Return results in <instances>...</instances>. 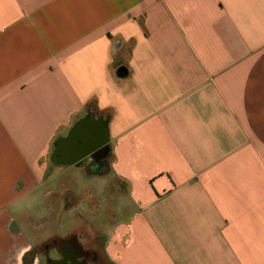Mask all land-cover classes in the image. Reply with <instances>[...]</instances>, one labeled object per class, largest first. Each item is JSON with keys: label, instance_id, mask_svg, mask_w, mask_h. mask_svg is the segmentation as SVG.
Instances as JSON below:
<instances>
[{"label": "crops", "instance_id": "obj_1", "mask_svg": "<svg viewBox=\"0 0 264 264\" xmlns=\"http://www.w3.org/2000/svg\"><path fill=\"white\" fill-rule=\"evenodd\" d=\"M86 118L119 186L94 264H264V0H0V264L36 202L100 211L96 158L56 154Z\"/></svg>", "mask_w": 264, "mask_h": 264}, {"label": "rangeland", "instance_id": "obj_2", "mask_svg": "<svg viewBox=\"0 0 264 264\" xmlns=\"http://www.w3.org/2000/svg\"><path fill=\"white\" fill-rule=\"evenodd\" d=\"M85 166L88 168V174H92L95 170L98 172L101 171L100 173H104L108 168V161L105 160V158L103 159V161L99 162L92 160ZM103 175L104 174H101V176ZM101 176L98 175V177H93V180L95 181L94 186L96 187V190H94L93 192L96 195L98 201L102 203L101 207L99 208L100 211L96 212V214L89 215L88 213H85V211L90 208V205H88L87 201H84L80 203L83 213L81 212V214L77 217H74L73 214H68L66 216L63 215L61 218H58L57 211L59 209L57 207V204L59 203L60 206L63 198H65L66 204H68V193H63L62 195H55L53 197L54 201H52L51 203V206H54L53 208H50L42 201L36 202L32 210L28 212L30 216H34L35 218V221H33L32 223L31 221H28L24 215L17 218L16 222L20 225L19 227L22 228L23 232H26V235L33 236L32 242L34 248L32 249V251H37V254L33 258L31 257V255L26 257L24 264H45L41 246L50 238H66L68 236L75 235L76 237H78L79 243L84 248H89L91 245L90 243H92V246L93 243L95 244L94 239H90L89 237V234H91L92 236L94 235V228L98 233L106 232L110 224L111 216L109 213H104V210L106 209L108 204L114 206L119 205L116 201V199L118 198L117 194H114L116 193L115 191L119 190V186L118 184H116V182L113 183L112 181H110V177L108 181V178ZM105 182H107V184L103 185V183ZM100 185H102V189L106 188V193H99V189L101 188L99 187ZM87 189H78V192L81 193V198H84L83 196L86 195V192H84V190ZM110 190L111 194L109 195ZM78 229H80L81 231ZM82 235L85 236L82 238L80 237ZM99 242L100 244H98V247L99 245L101 247L103 245V240L101 239L99 240ZM52 256H56V252H53Z\"/></svg>", "mask_w": 264, "mask_h": 264}, {"label": "water", "instance_id": "obj_3", "mask_svg": "<svg viewBox=\"0 0 264 264\" xmlns=\"http://www.w3.org/2000/svg\"><path fill=\"white\" fill-rule=\"evenodd\" d=\"M100 127L98 130L89 118L81 120L72 128L63 144L57 147L56 154L63 156L64 163L77 166H81L89 156H105L108 141L105 128Z\"/></svg>", "mask_w": 264, "mask_h": 264}, {"label": "flooded vegetation", "instance_id": "obj_4", "mask_svg": "<svg viewBox=\"0 0 264 264\" xmlns=\"http://www.w3.org/2000/svg\"><path fill=\"white\" fill-rule=\"evenodd\" d=\"M95 158L99 162L103 161L104 156L97 155ZM41 247L45 264H94L97 261L95 252L84 248L75 235L50 238ZM53 252H56V256H52ZM36 254L37 251L34 250L29 255L33 258Z\"/></svg>", "mask_w": 264, "mask_h": 264}, {"label": "trees", "instance_id": "obj_5", "mask_svg": "<svg viewBox=\"0 0 264 264\" xmlns=\"http://www.w3.org/2000/svg\"><path fill=\"white\" fill-rule=\"evenodd\" d=\"M107 171H108V168L106 169V171H105L104 173H100L101 171L98 172V171H96V170L93 171V173L96 174V175H101V174H105Z\"/></svg>", "mask_w": 264, "mask_h": 264}]
</instances>
